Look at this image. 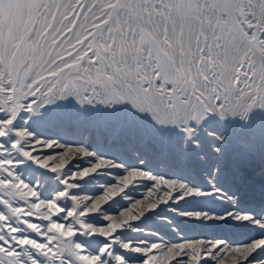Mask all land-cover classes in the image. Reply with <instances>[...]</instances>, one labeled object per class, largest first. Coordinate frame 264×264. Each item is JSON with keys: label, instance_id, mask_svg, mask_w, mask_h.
I'll use <instances>...</instances> for the list:
<instances>
[{"label": "snow or ice", "instance_id": "obj_1", "mask_svg": "<svg viewBox=\"0 0 264 264\" xmlns=\"http://www.w3.org/2000/svg\"><path fill=\"white\" fill-rule=\"evenodd\" d=\"M51 106L203 186L37 135ZM161 206L264 233V0H0V264H264V235L138 226Z\"/></svg>", "mask_w": 264, "mask_h": 264}, {"label": "rangeland", "instance_id": "obj_2", "mask_svg": "<svg viewBox=\"0 0 264 264\" xmlns=\"http://www.w3.org/2000/svg\"><path fill=\"white\" fill-rule=\"evenodd\" d=\"M68 111L65 108L58 109L56 106H51L46 110V114L43 118L45 123L42 126H36L34 130L37 135L50 139H57L62 143H87L88 147L97 152L100 155L110 156L129 167L139 166V159L144 158L145 163L143 167L155 174H163L168 176L178 177L180 179H187L193 186L201 187L203 182L197 178L185 174L174 166L167 168L162 167L165 163L153 156H137L133 157L131 150L127 147L113 145L107 142L86 141L81 131L67 127L64 121V113ZM59 151V150H58ZM21 171L25 173V179H31L28 176L26 170L21 168ZM51 176L52 174H48ZM91 179V178H90ZM103 179V177H101ZM39 183V181H36ZM150 183V182H146ZM48 183L42 185V193L47 195L46 189ZM144 188L141 187L133 193L134 196H140L143 193ZM118 199V198H117ZM180 211L198 212L209 211L221 214L225 209L219 202H214L206 199L191 198L185 202H181L178 205L172 206ZM169 206H161L156 213L150 214L145 220L139 222L138 226L144 229L146 232L159 233L165 240L177 242L179 237L184 239H191L203 236L209 239H225L229 243H244L249 242L252 239L259 238L264 233H261L255 228L247 225H234V224H216V225H204L201 222L191 221L186 217L177 215L176 212H170ZM259 211V209H256ZM166 218V219H165ZM173 228L176 231H173ZM132 239L145 238L143 233L132 235ZM151 239V237H147ZM259 256H264V253H260ZM139 259V257H134Z\"/></svg>", "mask_w": 264, "mask_h": 264}]
</instances>
